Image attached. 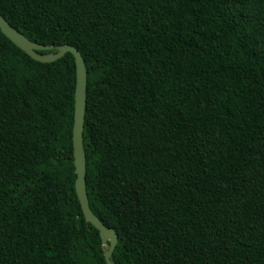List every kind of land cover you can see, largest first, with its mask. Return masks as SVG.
<instances>
[{
    "label": "trees",
    "instance_id": "trees-1",
    "mask_svg": "<svg viewBox=\"0 0 264 264\" xmlns=\"http://www.w3.org/2000/svg\"><path fill=\"white\" fill-rule=\"evenodd\" d=\"M0 14L85 60L86 188L119 236L114 264H264V0ZM76 82L73 54L36 61L0 29V264H107L76 191Z\"/></svg>",
    "mask_w": 264,
    "mask_h": 264
},
{
    "label": "water",
    "instance_id": "water-1",
    "mask_svg": "<svg viewBox=\"0 0 264 264\" xmlns=\"http://www.w3.org/2000/svg\"><path fill=\"white\" fill-rule=\"evenodd\" d=\"M0 29L2 33L19 48L30 55L34 60L42 63H52L62 59L67 53L73 54L77 66V82L75 96V118L73 129V146L75 158V173L77 175L76 191L80 200L83 213L88 223H91L100 231L103 246L105 249V259L107 264H114L112 257L119 242L116 231L103 224V222L93 213L86 188L87 160L84 149V124L87 105V84L88 72L85 60L78 49L71 45L58 47L45 46L29 40L20 31L15 29L0 14ZM55 50L49 54H41L40 51ZM109 243V246H108Z\"/></svg>",
    "mask_w": 264,
    "mask_h": 264
}]
</instances>
